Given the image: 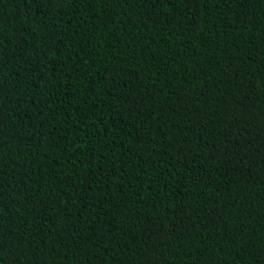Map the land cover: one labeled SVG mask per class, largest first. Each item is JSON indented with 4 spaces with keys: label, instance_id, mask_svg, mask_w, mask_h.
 <instances>
[{
    "label": "trees",
    "instance_id": "16d2710c",
    "mask_svg": "<svg viewBox=\"0 0 264 264\" xmlns=\"http://www.w3.org/2000/svg\"><path fill=\"white\" fill-rule=\"evenodd\" d=\"M0 264H264V0H0Z\"/></svg>",
    "mask_w": 264,
    "mask_h": 264
}]
</instances>
